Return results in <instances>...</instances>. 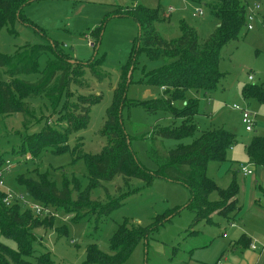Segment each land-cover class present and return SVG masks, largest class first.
<instances>
[{"label":"rangeland","instance_id":"obj_1","mask_svg":"<svg viewBox=\"0 0 264 264\" xmlns=\"http://www.w3.org/2000/svg\"><path fill=\"white\" fill-rule=\"evenodd\" d=\"M134 1L34 0L22 9V14L30 25L16 18L1 28V54L13 56L28 45L27 43L47 42L52 45L50 40H53L58 49L79 61L91 62L92 67H98L99 73L103 75L101 79L96 78L91 68L86 69L84 76L80 71L79 74H71L72 79L80 83L79 86L78 83H71L74 91L86 95H100V100L91 106L87 127L69 135L70 149L64 153L55 154L43 147L35 149L33 144L39 141L36 138L28 141V145H21V139L27 133L35 136L42 129H53L51 127L64 131L65 124L56 120L50 102L35 99V112L39 116L42 115L39 117L42 120L31 118L25 125L26 121L21 113L0 115V143L6 152V159L13 160L10 169L2 167L4 189L13 195H22L26 199V202L21 201L24 207H28L30 202L44 204L27 196L25 187L17 182V178L22 176L48 175L58 187L63 186L64 180L72 183L74 178H77L82 190L88 187L87 162L85 159L73 162V148L79 139L83 152L95 155L105 151L108 137L100 131L105 128L109 108L114 102L115 90L116 103L122 96L129 69L124 66L129 65L131 60L126 104L120 115L121 122L135 158L147 169L157 171L156 163L148 155L150 143L153 141L151 131L157 123L161 127H175L179 121H174L162 111L150 114L141 106L129 104L131 101L162 98L164 95L162 85L151 82L149 78L154 70L163 66L164 57L150 54L146 50L132 53L137 46L139 26L133 19L114 11L117 8L129 7ZM138 1L148 8L158 9L162 14L170 13L169 19L156 22V29L167 39L179 36L181 19L195 27L198 26L201 41L205 40L217 25L216 18L210 11L213 0ZM244 2L247 16L252 13L255 15L252 21L254 29L248 30L246 26L237 39L222 47L219 68L225 74L224 78L210 90H190L188 93L199 103L197 130L190 136L157 139L154 142L155 146L164 152L194 142L202 131L208 128L224 126L233 131L236 134V142L228 149L227 160L222 163L210 161L207 173L220 187H227L231 183L233 173H237L236 178L240 186L238 197L243 207L235 222L231 223L227 217L216 213L213 215L214 222L201 221L193 227L196 232L189 233L196 213L194 209L187 207L191 192L184 184L155 176L149 185L139 179H133L125 186L122 178L118 176L92 190L91 199L94 203L80 214L86 219L94 215L90 220L75 222L73 213L67 214L64 210L48 206L54 212V215H51L53 225L46 232L42 228L36 230L41 239V244L36 245V256L50 250L53 264H103L87 260L86 252L91 243H96L102 250L109 252L110 239L124 219L146 226L163 213H168L169 219L151 233L148 245L147 239H142L122 264H218V261L230 260V254L235 255L231 242L241 234L243 228L256 227L264 232V214L261 213L264 212V166L251 165L252 174L248 176H244L242 171L243 166H250L246 145L254 135L264 134V100H247L242 94L245 85L264 83V0ZM257 5H260L259 9ZM170 7L173 8L172 12H169ZM197 7L204 10L203 17H193L189 12ZM15 9L16 7L14 12L17 14ZM97 36L100 37L99 43L94 46ZM46 51L37 59L40 68L49 67L54 59L53 50ZM26 77L33 80L38 76H23ZM62 98L64 101L65 98ZM235 104L254 114L253 131L245 130L241 110L235 109ZM58 137L55 136L53 140L59 142ZM17 152L27 154L24 158L17 155ZM28 156L30 158H27ZM119 187L120 192L117 191ZM127 191H133V194L128 195L122 205L115 207L107 215H102L101 210L105 206L115 202L116 198L122 196V192L125 194ZM73 197L76 199L78 193H74ZM210 198L217 199L218 193L212 192ZM63 223L67 227V233L58 235L57 227L66 230ZM0 240L14 249L17 248L13 238L0 236ZM261 241L254 240L253 243L259 245ZM236 256L241 254L236 253ZM29 259L32 264H37L34 257ZM230 263L232 264V261ZM253 264H264V256Z\"/></svg>","mask_w":264,"mask_h":264},{"label":"trees","instance_id":"obj_2","mask_svg":"<svg viewBox=\"0 0 264 264\" xmlns=\"http://www.w3.org/2000/svg\"><path fill=\"white\" fill-rule=\"evenodd\" d=\"M32 1L34 0H0V30L7 22H13L16 18L30 25L22 14V9ZM15 7L17 14L14 12ZM114 11L133 19L139 26L137 46L132 53L146 50L150 54L163 56L165 60L163 66L154 70L149 77L151 82L162 85L163 97L129 103L143 107L150 114L162 111L174 121H179L175 127H161L157 123L151 131L153 141L150 143L148 155L156 163L157 171L147 169L135 158L121 122L120 115L126 104V86L132 65L131 60L129 65L124 66L129 69L122 96L116 103L115 90L114 102L109 108L105 128L100 131L102 135L108 137L105 151L95 155L83 152L79 139L73 148V162L78 159H85L87 162L88 187L82 190L77 178H74L75 181L72 183L64 180L63 186L58 187L48 175L22 176L17 178V182L25 187L30 199L52 206L56 210H64L67 214L73 213L75 222L87 221L94 216L86 219L80 215L94 203L91 199L92 190L118 176L122 178L125 186H128L133 179H139L149 185L155 176L184 184L191 192L187 207L194 209L196 213L189 227L191 229L189 233H195L193 227L203 220L211 223L215 213L225 215L228 219L234 217L241 208L237 201L240 191L237 173H233L231 183L227 187L218 186L207 173L210 161L222 163L227 160V151L236 142V134L233 131L224 126L208 128L203 130L194 142L176 146L164 152H161L154 142L157 139L190 136L197 130L196 118L200 114L199 103L188 93L190 90H210L224 78L225 74L219 68L220 52L224 45L237 39L247 26L246 3L244 0H213L210 11L220 25L203 41L200 40L198 30L188 24L185 19L179 22V36L170 39L163 37L156 29V22L169 19L170 16L162 14L158 9L148 8L138 0L125 9L117 8ZM262 23L264 24V21ZM99 39L100 37L97 38L94 46L98 45ZM50 42L52 45L47 42L27 43L28 45L18 50L13 56L0 53L2 68L0 70V115L21 113L25 118V125L31 121V118L42 120L39 118L42 115L39 116L35 112L37 107L34 106V102L38 98L40 101L50 102L56 120L65 124L64 131L51 127L53 129H42L35 136L27 133L21 139V145L22 147L28 145V141L36 138L39 141L33 144L35 149L43 147L55 154H61L70 149L69 135L87 127L91 106L100 100V95H86L74 91L71 83L78 82L72 79L71 74L82 72L84 76L86 69L91 68L96 78L101 79L103 75L99 73L98 67H92L91 62L79 61L58 49L55 41L50 40ZM47 49L53 50L54 59L49 67L40 68L37 59L47 52ZM92 64L94 65L93 62ZM32 74L38 77L33 80L28 77L23 78ZM242 94L247 100L263 101L264 84H247L242 88ZM62 97L65 98L64 101ZM32 99L34 100L30 102ZM46 126L47 124L44 127ZM57 135L60 138L59 142L53 140ZM246 152L251 165L264 166V135H254L246 146ZM19 153L17 152V155L24 158L27 154ZM6 160V152L0 143V170ZM71 184H73L72 187ZM119 190L120 187L117 191ZM76 192L78 197L74 199L73 194ZM212 192L218 193L217 199L210 198ZM130 194H133V191H127L125 194L122 192L121 197L116 198L115 202L101 210L102 215H107L112 209L122 205ZM5 195L6 191L0 189V236L13 238L17 248L14 249L0 240V264H32L30 257H34L37 264H53L50 250L37 256L34 254L36 245L41 244L36 230L42 228L46 232L53 225V217L37 216L32 209L24 207L18 200L7 205L3 201ZM169 216L168 213H163L146 226L124 219L118 224L110 239V251L106 252L96 243H91L86 252L87 260L103 264L124 263L142 239H147L146 245H148L151 233L169 219ZM63 225L65 226L64 223ZM60 228H56L58 235L67 233L66 226V230ZM236 243L241 247H247L248 239L243 235Z\"/></svg>","mask_w":264,"mask_h":264},{"label":"built area","instance_id":"obj_3","mask_svg":"<svg viewBox=\"0 0 264 264\" xmlns=\"http://www.w3.org/2000/svg\"><path fill=\"white\" fill-rule=\"evenodd\" d=\"M257 8H260V5H257ZM173 8H169V12H172ZM170 13H166V16H169ZM192 15L194 17H203L204 16V10L201 7H197L192 11ZM254 13L249 14L247 16L246 22L247 20L249 21V23L247 24V28L248 30H253L254 26L252 24V21L254 20ZM250 79H253L252 77H250ZM236 109H240L241 113H242V119L243 122L245 124L246 130L247 131H251L253 129L254 126V118H253V114L249 111H247L246 109L240 108L238 105H234L233 106ZM27 158H30V156H28ZM13 161L10 159H7L5 161L4 167L7 169H10L12 166ZM4 168V169H5ZM3 168L0 170V189H4L5 188V181H4V174H3ZM242 171L244 173L245 176H248L250 174H252V169L250 167H246L243 166L242 167ZM5 190V189H4ZM14 200H18V201H23L26 202V199L23 198L22 195L18 196V195H13L11 194L9 191H6V195L3 199L4 203H6L7 205H10L14 202ZM34 202H30V205L28 206L30 209H32V211L35 213V215L40 216V217H47V216H51L52 214L54 215L53 209L48 207V206H44L41 204H33ZM33 204V205H32ZM251 249L253 250H257V251H264V242L259 243V245H257L256 243H252L250 244ZM218 264H223L221 261H218Z\"/></svg>","mask_w":264,"mask_h":264},{"label":"crops","instance_id":"obj_4","mask_svg":"<svg viewBox=\"0 0 264 264\" xmlns=\"http://www.w3.org/2000/svg\"><path fill=\"white\" fill-rule=\"evenodd\" d=\"M191 11L192 10H189L190 13H191ZM216 21H217V25H216V27H217L219 25V21L217 19H216ZM195 28L198 30V26H196ZM215 28L213 29V31L215 30ZM240 113H241V111H240ZM253 118H254V114H253ZM242 121H243V119H242ZM254 124H255V119H254ZM245 130H246V127H245ZM251 131H253V129ZM249 167L250 168L252 167L251 164H250ZM239 194H240V191H239ZM238 195H237V201H238V204L240 205V207L242 208L243 205H242V203H240ZM241 208L238 210L237 214L234 217H231L230 219H228L231 223L233 221L235 222L236 217H237V215H239V211L241 210ZM261 213L264 214V212H261ZM220 215H222V214H220ZM223 216H225V215H223ZM212 222H214L213 221V216H212ZM230 225H233V224H230ZM243 235L245 237H247V239H248V246L247 247H241L239 244H237V243L235 244V242ZM254 240H260V241L262 240L260 243L264 242V232H262V229H260V228L256 229V227L255 228H251V229L243 228V230H241V234L237 238H235V240H233L231 242V248H232V251H235V255L233 256V255L230 254L229 257H231V259L230 260L229 259H227V260L224 259V261H222V263L223 264H231L230 262L232 261V264H248V262L250 264H253L258 258H261L262 256H264V251H257V250L251 249L250 244H252ZM236 253L241 254V256H239V257L236 256Z\"/></svg>","mask_w":264,"mask_h":264},{"label":"water","instance_id":"obj_5","mask_svg":"<svg viewBox=\"0 0 264 264\" xmlns=\"http://www.w3.org/2000/svg\"><path fill=\"white\" fill-rule=\"evenodd\" d=\"M219 25H220V24H219ZM219 25H218V26H219ZM129 75H130V73H129ZM129 75H128V76H129ZM129 77H130V76H129Z\"/></svg>","mask_w":264,"mask_h":264}]
</instances>
